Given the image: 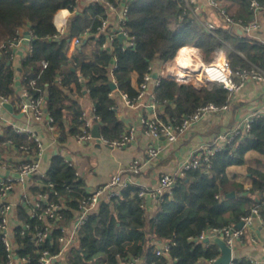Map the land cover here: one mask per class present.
I'll return each instance as SVG.
<instances>
[{"label": "trees", "instance_id": "trees-1", "mask_svg": "<svg viewBox=\"0 0 264 264\" xmlns=\"http://www.w3.org/2000/svg\"><path fill=\"white\" fill-rule=\"evenodd\" d=\"M101 0H0V47L17 37L20 31L31 36L30 51L15 69L7 56L0 59V96L8 99L14 112L17 107L15 73L19 86L29 90L32 97L44 96L46 110L53 118L57 131L58 153L50 161L40 188L34 192H47L52 184L56 195L62 198L67 210L65 219H72L70 210L77 207V200L86 194L85 182L77 177L70 161L61 154L67 138L81 133L82 109L78 98L87 96L93 103L98 117L99 133L107 141L119 139L123 134L118 120L117 103L110 88L111 71L116 89L130 99L137 95L131 81L139 85L148 67L172 61L182 47L196 48L205 64L222 52L232 69L264 68V43L238 34L233 26H218L212 33L204 30L183 0H129L128 14L122 29L133 46H122L115 37L110 47L103 48L105 33L98 28L108 18ZM119 8L121 0H104ZM223 7L234 19L245 25L253 20L249 11L250 0H224ZM264 4V0H257ZM63 9L70 12L63 33L54 25L55 15ZM87 34L85 37H82ZM73 37H82L74 54L68 59L67 50ZM43 62L46 67H43ZM115 66V67H114ZM176 81L182 77L173 76ZM74 94L76 98H72ZM154 101L161 111L163 122L179 121L208 103L223 105L229 92L218 83L201 88L179 84L160 78L153 91ZM17 143H26V136L10 133ZM256 153L247 172L250 189L235 182L230 167L243 166L246 156ZM247 178V177H246ZM139 187L130 184L118 196L102 202L97 213L88 217L76 244L67 253V264H118L119 257L128 255L144 257L145 264H168V259L155 255L153 240L174 244L170 258L174 264H199L202 260L216 258V245L204 248L189 240L207 228L237 225L242 216L253 206L260 205L264 213V116L253 119L247 135L236 137L231 147L218 150L210 160V167L201 164L196 169L177 177L171 192L162 197L152 213L140 207ZM234 192L235 196L228 195ZM33 226L37 222L21 216ZM20 246L18 255L31 258L36 264L40 246L31 240V231L20 235L15 230ZM5 252L0 240V262ZM237 264H247L241 259Z\"/></svg>", "mask_w": 264, "mask_h": 264}, {"label": "built area", "instance_id": "built-area-1", "mask_svg": "<svg viewBox=\"0 0 264 264\" xmlns=\"http://www.w3.org/2000/svg\"><path fill=\"white\" fill-rule=\"evenodd\" d=\"M128 1L121 0L119 8L104 0L100 1L106 7L108 13V18L102 21L98 28L99 32L105 33L107 38L106 43L102 47H106L107 43L111 44L113 39L119 34L125 36L122 46H133V42L129 40L127 33L122 29L128 14ZM183 1L192 9L193 15L198 19L205 31L212 33L217 28L214 22L203 17V10L198 0ZM204 4L215 12L216 16L223 22V25L233 26L235 29L239 28L245 34H250L257 30L259 27L258 17L261 13H264V4L257 0H250L249 11L252 13L253 20L245 25L241 20H234L226 12L223 7V0H204ZM64 11L68 10H60L54 18V25L59 33H63L66 28V14ZM20 33L21 31L7 45L0 47V59L1 56L5 55L9 63L13 62L15 58L13 49ZM86 35L84 34L82 37ZM82 37H73L70 41V47H77ZM30 49L31 47L28 48V52ZM42 64L43 67H46L45 62ZM153 71V65L148 67L147 72L143 76V81L137 87V95L134 99H130L126 94H121L127 106L138 108L148 105V107L155 108L154 95L149 91V86L153 81ZM172 80L179 84H188L196 88H201L211 83H218L229 92L230 96L227 103L223 105L215 103L205 104L198 107L192 114L182 117L178 122L175 120L163 122L155 112L141 117V125L150 137L153 139L162 137L169 143L175 142L203 118L229 111L233 94L238 93L247 80L264 83V68L252 66L250 69H232L229 62L218 55L209 64L200 63L199 67L189 66L183 79H181L182 81H176L175 78H172ZM15 81L16 78L14 77V83ZM111 82L113 84L116 83L112 71ZM157 85L158 80L155 82V86ZM16 91L18 97L17 107L19 114L24 118V122L18 124L0 113V240L5 252V260L1 261L0 264H31V258L18 255L20 246L16 239L15 230L17 228H19L21 236L24 235L25 231H31V240L34 245L41 247L38 251V256L35 258L36 264H67L68 251L76 244L78 235L88 217L98 212L102 202H107L111 198L118 196L130 184H135L139 187L137 195L140 199V207L143 209L148 208L147 204L149 201H153L155 204L161 202L162 197L171 192L177 177H183L186 171L196 169L201 164L209 168L210 160L218 150L231 147L236 137L249 133L254 118L264 116V113L251 114L245 119L241 129L236 127L226 133L219 134L212 143L201 147L199 155L195 154L183 162L176 173L160 176L153 188L148 189L135 181L134 177L140 171V163L134 160L125 172L112 174L106 184L86 192L84 196L79 198L77 207L74 210H70V214L74 216H72V219L67 220L63 213L67 208L62 198L54 200L51 197L57 194L52 184L46 185L48 187L47 192L33 191V188L41 187L40 179L46 173L42 165L45 147H43L40 133L34 127L37 126L46 135H50L56 144L57 131L53 124V118L46 110L43 95L36 98L32 97L29 90L22 86H19ZM147 96L149 103L144 102ZM6 103H9L8 99L0 96V108H4L3 105ZM81 119L83 121L81 133L74 137L79 144L93 140L91 130L93 125L98 123V117L94 115V109L90 113L83 111ZM4 127H10V133L14 135L19 137L26 136L27 142L16 143L3 129ZM133 139L134 130L131 128L124 132L119 139L107 141L100 137L99 141L112 148H123L131 143ZM158 152V149L151 148L148 155L155 158ZM260 197L264 199V192H262ZM23 214L25 217H30L32 221L37 222L36 225L33 226L31 223L24 221L21 218ZM240 222L243 223L241 228H237L236 225L209 227L202 230L198 236L189 240L198 242L204 248H208L216 245L215 239L218 238L231 250L229 264H237L241 259H244L247 264H264V259L252 255L235 256L236 249L245 246H252L264 252V213H262L261 206H253L248 214L241 217ZM206 239L207 242H205ZM152 244L156 256L168 259V264H174V260L170 258V250L174 244L170 243V241L161 240H153ZM220 256L219 251V255L216 258L202 260L199 264H214ZM145 263L144 257L134 255H128L127 257L118 256V264Z\"/></svg>", "mask_w": 264, "mask_h": 264}, {"label": "crops", "instance_id": "crops-1", "mask_svg": "<svg viewBox=\"0 0 264 264\" xmlns=\"http://www.w3.org/2000/svg\"><path fill=\"white\" fill-rule=\"evenodd\" d=\"M198 2L203 10L204 18L214 22L217 27L223 26V22L216 16L215 12L205 6L204 0H198ZM224 3L225 1L223 0V5ZM64 13L66 14L67 22L70 12L64 11ZM258 23L259 27L257 30L250 34L243 33L239 28H237V32L241 35H248L260 43H264V13L259 15ZM30 42L31 37L29 32L21 31L13 49L15 58L12 65L15 69L19 67L20 61L28 53ZM110 45V43H107L106 47H110ZM76 49L77 47H70L69 44L67 50L68 59L74 54ZM183 50L186 52L188 57L187 61L190 67L197 62L204 63L196 48L182 47L177 53L180 55L183 53ZM218 55L225 58L224 54L220 51L216 53L215 58ZM175 59L176 58L173 59V64L171 63L172 61H170L161 65L159 68L154 67L152 75L154 76V74H157L158 78L155 79L153 77V81L149 86L150 93L153 94L154 88L156 87L155 82L160 78L172 80L174 75L183 78V76L180 75V72L176 69ZM15 78V85L18 88L19 77L17 73H15ZM131 84L137 89L138 84L135 79H132ZM71 97L76 98L74 94H72ZM112 97L117 103L116 113L118 120L122 123L123 131L126 132L131 128L134 130L133 141L123 148H112L101 143L99 139L93 138L91 141L79 144L75 141L74 137H69L61 149V154L70 161L77 176L84 180L85 192L103 186L108 182L112 174L125 172L134 160H137L140 163V171L134 177L135 181L148 189L153 188L160 176L169 173H176L183 162L195 154L199 155L201 147L212 143L216 136L235 129L236 127L241 129L245 119L251 114L264 113V83L247 80L243 88L238 93L233 94L229 105V111L217 115H209L203 118L187 133L180 136L175 142L169 143L162 137L153 139L145 132L141 125L142 116H147L152 112H155L158 116L161 107H158L156 104L154 109L148 107V105L131 108L126 105L121 93L117 89L112 92ZM78 102L82 111L87 113H90L94 107L92 101L87 96L78 98ZM144 102L149 103L148 96L145 98ZM0 113L18 124L24 122V118L15 117L5 108H0ZM14 114L17 115L15 112ZM34 129L40 133L43 147H45V153L42 157V165L43 169L47 170L52 157L58 153L57 144L53 142L50 135H46L43 131L39 130L37 126H35ZM151 148L158 149L159 152L157 157L152 158L148 155L149 149ZM257 156L256 153L247 154V162L243 166H238L241 169L239 172H235V182L243 184L244 190L250 189L251 186L250 180L248 179L249 174L248 172L244 173V167L248 165L249 157L254 158ZM230 175L232 174L230 173ZM243 177L245 178L246 183L243 180ZM147 205V211L152 213L155 209V202L149 201ZM236 251L238 253L236 257H243L248 254L264 259V252H261L252 246L240 247L236 249Z\"/></svg>", "mask_w": 264, "mask_h": 264}, {"label": "water", "instance_id": "water-1", "mask_svg": "<svg viewBox=\"0 0 264 264\" xmlns=\"http://www.w3.org/2000/svg\"><path fill=\"white\" fill-rule=\"evenodd\" d=\"M118 40H119V43L120 45L123 44V41L125 40V36L123 34H119L117 36ZM155 79L158 78L157 74H154L153 76ZM110 88L112 91H114L116 89V86L115 84L111 83L110 84ZM3 107L11 114H13L15 117L17 118H20L21 117V114H17L15 115L14 112H13V107L11 104L9 103H6L3 105ZM91 134H92V137L95 138V139H99L101 136H100V133H99V124L98 123H95L92 127V130H91ZM235 196V193L234 192H231L228 197L229 198H232ZM243 225V223H238L236 225L237 228H241ZM205 242H207V239L205 240ZM215 244L217 245V247L219 248V251H220V254L221 256L217 259V261L214 263V264H229L230 262V258H231V250L225 245V243L220 240V239H215Z\"/></svg>", "mask_w": 264, "mask_h": 264}, {"label": "bare ground", "instance_id": "bare-ground-1", "mask_svg": "<svg viewBox=\"0 0 264 264\" xmlns=\"http://www.w3.org/2000/svg\"><path fill=\"white\" fill-rule=\"evenodd\" d=\"M182 51V50H181ZM180 51V52H181ZM185 50H183V53L182 54H178L176 59H175V65H176V69L180 72V75H182L184 77L185 75V71L187 70V68L190 66L188 64V61H187V55H186V52H184ZM179 52V53H180ZM200 63H195L193 66L194 67H199Z\"/></svg>", "mask_w": 264, "mask_h": 264}, {"label": "rangeland", "instance_id": "rangeland-1", "mask_svg": "<svg viewBox=\"0 0 264 264\" xmlns=\"http://www.w3.org/2000/svg\"><path fill=\"white\" fill-rule=\"evenodd\" d=\"M177 55H178V53H177ZM177 55H176V57H177ZM175 57V58H176ZM191 58V57H190ZM172 64L174 63V61L172 60V62H171ZM252 161L253 160H249V162H248V165H246L245 167H244V170H245V172L244 173H246L247 172V169H248V166L249 165H251V163H252ZM240 167H230L229 169H228V173L230 174H235V172L236 171H240ZM241 180V179H240ZM243 180L245 181V183H246V180H245V178L243 177ZM238 255V253H237V251H235V256H237Z\"/></svg>", "mask_w": 264, "mask_h": 264}]
</instances>
